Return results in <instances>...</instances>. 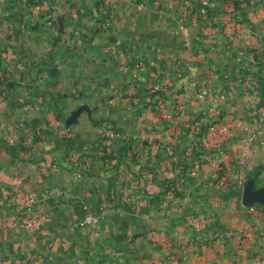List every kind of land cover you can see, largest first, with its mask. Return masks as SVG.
I'll list each match as a JSON object with an SVG mask.
<instances>
[{
	"label": "crops",
	"instance_id": "crops-1",
	"mask_svg": "<svg viewBox=\"0 0 264 264\" xmlns=\"http://www.w3.org/2000/svg\"><path fill=\"white\" fill-rule=\"evenodd\" d=\"M200 1L0 0V83L11 85L0 264H264V199L249 211L239 184L264 197V142L243 127L264 131V0H206L209 20L181 16ZM38 127L49 134L37 139ZM147 180L157 199L135 209L126 185ZM33 184L47 190L42 228L21 218ZM79 199L95 229L80 224Z\"/></svg>",
	"mask_w": 264,
	"mask_h": 264
},
{
	"label": "built area",
	"instance_id": "built-area-1",
	"mask_svg": "<svg viewBox=\"0 0 264 264\" xmlns=\"http://www.w3.org/2000/svg\"><path fill=\"white\" fill-rule=\"evenodd\" d=\"M181 16L183 18H185V17L191 18L195 22H203V21H207L210 19L211 10L209 8L208 2L206 0H201L197 6L193 7L190 10V12H187V11L181 12ZM255 35L256 34H251V37H253ZM187 51H188V60L185 62L184 66H185V69L189 70L192 67L191 58H192V54H193V45L190 41L187 43ZM179 75H181V74H179ZM154 89L157 92H160V93L163 92V88H162L161 84H157L154 87ZM161 96L163 97V94H161ZM162 106H163V102H161V101H157L155 103L156 108H161ZM176 107L178 110H182L184 106L179 101L176 103ZM195 124H197V122ZM238 125H241V123L239 122ZM243 127L247 131L250 132L251 138L259 137L261 139V141L264 142V131L259 130L257 128H252L246 124H244ZM211 129H212V132L214 135L224 134L227 130V128L225 126L211 127ZM106 133L110 136H114L116 134V132L113 129L107 131ZM198 166L199 165L197 163L192 164L191 166H189L188 172L194 173ZM173 181L175 183L170 182V183H166V185H165L168 188L167 190L171 195H175L179 191V188L181 186L180 178L176 177ZM247 181L248 180L246 178H242L239 181V184L242 186L243 190H244V187H245ZM146 189L147 190H145V195H147V197L141 198L139 195L135 196V198H134L135 209H138L139 206H142V205H149V204L155 203V199H157V198L154 194L152 186H149ZM46 196H47V190L46 189H42L40 195L35 196L32 193H29L27 195L26 212L21 217L24 226H29V227H34V228L35 227L36 228H42L43 227V215H42L40 209L36 206V204H37V202L45 199ZM77 204H78V209L81 212H83V215L80 219V224L87 229H95L97 226V223L99 221V215L95 214L94 212H92L90 210V206L86 200L79 199L77 201ZM161 206L165 207L166 206L165 202L161 203ZM248 209L251 212H255V211H257V205L255 203L250 204L248 206ZM258 226L260 228L264 229V221L260 222L258 224ZM152 240L154 242L168 243L170 238L165 233L160 235V234H156L155 232H153ZM194 242L197 244L203 243L200 240H194ZM175 260H176V258L174 256H169L166 260V263L167 264H173L175 262Z\"/></svg>",
	"mask_w": 264,
	"mask_h": 264
},
{
	"label": "rangeland",
	"instance_id": "rangeland-1",
	"mask_svg": "<svg viewBox=\"0 0 264 264\" xmlns=\"http://www.w3.org/2000/svg\"><path fill=\"white\" fill-rule=\"evenodd\" d=\"M36 9H40V5L37 4L35 6ZM11 85L10 84H6V83H0V111L2 109L4 110H7L6 106L4 104H7L8 102V99L7 97L6 98H2L4 95H3V92L4 90H6L7 88H10ZM4 103V104H3ZM3 107V108H2ZM10 120H7L6 117H3V115L0 113V157L3 156V155H6L8 154L7 150H6V147H5V140H7V135H6V132H5V129L6 127H1L2 125V122L4 123H8ZM15 127H12V129H14ZM39 129L35 130V137L38 139V135L42 136V135H45V134H49L47 133L46 131H43L42 127H38ZM3 129V131H1ZM17 129H19L20 131V128L17 126ZM35 129V128H34ZM39 132V133H37ZM46 132V133H45ZM52 132L53 136L54 137H49V139L52 141V140H55V130L53 129L52 131H50V133ZM34 132H31L30 130L27 132V136L26 137H22L20 140H24L23 143H21L22 147H23V151H26L29 147V144L32 143V141L30 142L31 138H32V134ZM60 137L62 139H67V137H69L70 135V131L69 129L68 130H62L60 133H59ZM28 145V146H27ZM28 147V148H27ZM32 148V146H31ZM33 149V148H32ZM28 152V151H26ZM25 152V154H26ZM46 166H51V167H54L56 168V165H57V162L55 161V157H49V158H46ZM15 181V184H22V180L21 179H17V180H14ZM154 183L150 182L149 180H147L146 182H142V183H139V182H133V183H128L126 186L128 187V189H133L134 191L132 193H134V196L133 198H135L136 195H139L141 198H144V197H147V195H145V190H147L146 188L149 187V186H152V189L154 190L155 187L153 186ZM149 185V186H148ZM29 193H32L34 194L35 196L36 195H40L41 194V191L42 189L40 187L37 188L36 185H31L30 189H29ZM149 196V195H148ZM90 210L92 212H94L95 214H97L93 209L90 208ZM80 211V210H79ZM80 213L83 215V212L80 211Z\"/></svg>",
	"mask_w": 264,
	"mask_h": 264
},
{
	"label": "water",
	"instance_id": "water-1",
	"mask_svg": "<svg viewBox=\"0 0 264 264\" xmlns=\"http://www.w3.org/2000/svg\"><path fill=\"white\" fill-rule=\"evenodd\" d=\"M243 196L246 203L253 204L254 202L260 200L262 201L264 197L261 196L259 190L254 189V181L249 179L244 187Z\"/></svg>",
	"mask_w": 264,
	"mask_h": 264
},
{
	"label": "trees",
	"instance_id": "trees-1",
	"mask_svg": "<svg viewBox=\"0 0 264 264\" xmlns=\"http://www.w3.org/2000/svg\"><path fill=\"white\" fill-rule=\"evenodd\" d=\"M171 182H174L173 180ZM168 183V182H167ZM175 183V182H174ZM165 185H166V182H165Z\"/></svg>",
	"mask_w": 264,
	"mask_h": 264
}]
</instances>
